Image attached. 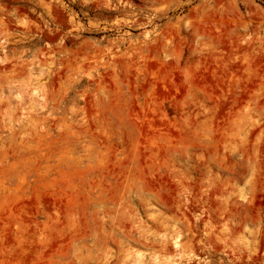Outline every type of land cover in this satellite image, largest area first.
I'll return each instance as SVG.
<instances>
[{"label": "rangeland", "instance_id": "obj_1", "mask_svg": "<svg viewBox=\"0 0 264 264\" xmlns=\"http://www.w3.org/2000/svg\"><path fill=\"white\" fill-rule=\"evenodd\" d=\"M0 264H264V0H0Z\"/></svg>", "mask_w": 264, "mask_h": 264}]
</instances>
